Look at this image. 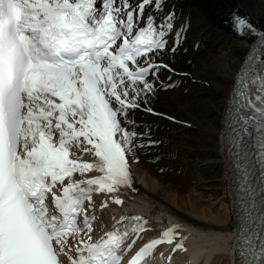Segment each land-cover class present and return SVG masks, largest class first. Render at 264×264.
<instances>
[{
    "label": "snow or ice",
    "instance_id": "obj_1",
    "mask_svg": "<svg viewBox=\"0 0 264 264\" xmlns=\"http://www.w3.org/2000/svg\"><path fill=\"white\" fill-rule=\"evenodd\" d=\"M166 6L167 0H0V264H122L133 247L136 241L125 245L127 231L93 240L84 201L91 203L93 186L110 194L131 188L130 165L159 143H137L145 133L128 126L135 110L157 115L149 106L157 85L174 86L160 70L174 72L163 56L176 52L187 21ZM232 23L237 35L246 29L264 46V31L247 18L233 13ZM253 95L245 97L238 134L255 127L264 181V80ZM84 145L94 162L72 156ZM94 170L102 175L72 179ZM85 230L87 239H77ZM172 232L163 233L170 243ZM160 243H145L127 264H141Z\"/></svg>",
    "mask_w": 264,
    "mask_h": 264
},
{
    "label": "bare ground",
    "instance_id": "obj_2",
    "mask_svg": "<svg viewBox=\"0 0 264 264\" xmlns=\"http://www.w3.org/2000/svg\"><path fill=\"white\" fill-rule=\"evenodd\" d=\"M170 4L167 8L180 13L179 22L188 19L185 50L163 56L174 72L162 70L160 78L171 75L175 84L166 90L156 86L149 106L157 115L135 110L130 117L128 131L145 133L137 143L147 144L149 138L159 143L142 149L139 161L130 165L133 186L124 195L128 203L118 209L123 212L131 205L151 219L176 220L191 253L205 257L203 264H238L241 210L228 122L231 93L250 41L235 36L223 19L229 8L238 7L256 23H264V0ZM194 42L199 44L196 50ZM206 189L222 212L196 196Z\"/></svg>",
    "mask_w": 264,
    "mask_h": 264
},
{
    "label": "rangeland",
    "instance_id": "obj_3",
    "mask_svg": "<svg viewBox=\"0 0 264 264\" xmlns=\"http://www.w3.org/2000/svg\"><path fill=\"white\" fill-rule=\"evenodd\" d=\"M180 71H182V70H180ZM182 72H185V71H182ZM185 73L187 74L186 78H191L190 75L187 72H185ZM192 81H194V80H192ZM210 192H211L210 190L206 189V190H203V191L199 192V194L196 193L197 194L196 196L197 197H201V200H200L201 202L210 204L211 209H213V210L214 209H219V211L222 212L223 211L222 207L220 206L218 201L216 203L213 202L214 199H213V197H212Z\"/></svg>",
    "mask_w": 264,
    "mask_h": 264
}]
</instances>
